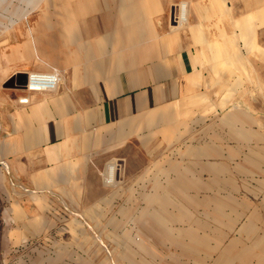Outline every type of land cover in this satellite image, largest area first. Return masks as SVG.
Listing matches in <instances>:
<instances>
[{"label": "crops", "instance_id": "obj_1", "mask_svg": "<svg viewBox=\"0 0 264 264\" xmlns=\"http://www.w3.org/2000/svg\"><path fill=\"white\" fill-rule=\"evenodd\" d=\"M80 1L60 8L83 13L85 37L63 36L57 21L29 22L34 35L23 27L1 55L0 190L9 229L25 240L49 237V246L57 221L73 219L59 205L105 204L122 186L148 189L155 160L178 155L179 140H201L207 129L213 140L222 108L231 109L230 124L233 114L247 120L242 139L257 134L264 147V0ZM51 67L62 76L54 91L4 87L16 74Z\"/></svg>", "mask_w": 264, "mask_h": 264}, {"label": "rangeland", "instance_id": "obj_2", "mask_svg": "<svg viewBox=\"0 0 264 264\" xmlns=\"http://www.w3.org/2000/svg\"><path fill=\"white\" fill-rule=\"evenodd\" d=\"M73 2L81 3L0 0V63L23 27L34 35L29 22L57 21L63 36L85 37L83 13L60 8ZM227 113L221 109L212 141L207 129L201 140H179L166 162L157 158L146 178L152 188L122 186L105 204L59 205L73 219L57 221L52 246L49 237L25 240L9 229L0 190V264H264V147L257 134L242 139L246 119L233 114L230 124Z\"/></svg>", "mask_w": 264, "mask_h": 264}, {"label": "built area", "instance_id": "obj_3", "mask_svg": "<svg viewBox=\"0 0 264 264\" xmlns=\"http://www.w3.org/2000/svg\"><path fill=\"white\" fill-rule=\"evenodd\" d=\"M186 6L185 4H179L177 14L174 16L175 23H184L186 20ZM61 73L58 69L51 67L48 72H30L27 74L26 84L21 90L28 93L36 92H50L56 90L61 82ZM20 104H27L28 96H23L18 99ZM114 166L112 164L107 165L104 172V180L110 184L114 180Z\"/></svg>", "mask_w": 264, "mask_h": 264}, {"label": "water", "instance_id": "obj_4", "mask_svg": "<svg viewBox=\"0 0 264 264\" xmlns=\"http://www.w3.org/2000/svg\"><path fill=\"white\" fill-rule=\"evenodd\" d=\"M26 74H16L5 84V88H17L21 89L26 84Z\"/></svg>", "mask_w": 264, "mask_h": 264}, {"label": "bare ground", "instance_id": "obj_5", "mask_svg": "<svg viewBox=\"0 0 264 264\" xmlns=\"http://www.w3.org/2000/svg\"><path fill=\"white\" fill-rule=\"evenodd\" d=\"M115 166V165H114ZM115 171V170H114ZM116 173V172H115ZM113 175H114V172H113Z\"/></svg>", "mask_w": 264, "mask_h": 264}]
</instances>
